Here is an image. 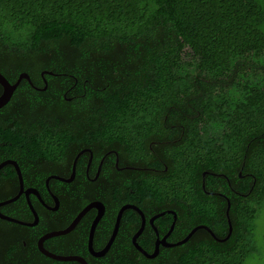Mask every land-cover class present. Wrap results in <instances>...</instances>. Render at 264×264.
Returning a JSON list of instances; mask_svg holds the SVG:
<instances>
[{"label":"trees","instance_id":"trees-1","mask_svg":"<svg viewBox=\"0 0 264 264\" xmlns=\"http://www.w3.org/2000/svg\"><path fill=\"white\" fill-rule=\"evenodd\" d=\"M0 73L31 80L0 109V143L20 132L41 156L71 152L67 174L74 150L90 147L97 163L112 149L120 165L146 168L123 174L142 176V199L160 200L147 217L175 212L169 243L199 225L214 234L199 229L147 259L131 243L139 223L124 212L109 251L84 254L87 264H264V0H0ZM19 155L0 146V160ZM155 156L163 180L149 171ZM224 191L232 232L222 242L226 204L210 193ZM97 200L113 221L110 198ZM72 205L74 214L83 204ZM165 217L154 222L160 235L173 222ZM7 225L0 264H31L12 232L21 227ZM154 238L146 226L137 242L152 253Z\"/></svg>","mask_w":264,"mask_h":264},{"label":"flooded vegetation","instance_id":"flooded-vegetation-1","mask_svg":"<svg viewBox=\"0 0 264 264\" xmlns=\"http://www.w3.org/2000/svg\"><path fill=\"white\" fill-rule=\"evenodd\" d=\"M22 128H24V126ZM15 133L16 134L13 135V141H3L2 143H0V146L6 149L14 148V150L20 153V155L17 159L3 158L2 160H0V163L7 160L14 161L20 170L22 183L20 184L19 182L18 175L14 166L7 164L2 169H0V178H2V182L4 183V186L2 185L0 187L2 195L4 196H2V198L0 199V204L14 199L8 204L0 205V215L22 223L16 224L21 228H15V230H13L12 232L15 236H18V238L20 237V239L17 240L22 242L24 251L30 253V256L28 255L27 257V261H29L31 264H57L53 262L52 259L46 257L44 253L63 257L77 256L83 258L84 260L86 259L84 254L86 253L89 255V257H92L88 251L87 242L84 244V240L85 238L86 241L88 240L90 225L97 213L96 209L94 208L89 210L77 223L74 229L67 234L46 238L42 241L41 239L51 233L64 231L71 224L76 215L89 203H102V201L97 200V198H110V203L113 204L112 207H116L117 210L115 211L113 221L106 217V213L104 211L102 218L98 222L92 242V247L95 251L101 250L106 245L113 230L117 212L124 205L134 206L140 212H142V214L146 217L145 227L149 226L151 228L152 226L150 225L149 220L154 215L163 212L164 215L161 216V218L164 219L166 218L165 214L171 215L168 212L175 213L173 209L166 208L165 211L147 217L146 211L148 212L151 209L156 210L158 208V205L160 204V200L153 198H150L149 200L142 199L148 194V188L146 189L145 184L141 178L142 176L137 178L133 177V174H123V171H128L131 169L135 170L139 169L140 167L137 165L134 166L131 164H127L131 163L129 160L127 161V163L123 162L126 165H120V161L122 160L116 151L112 149L104 151V153L101 154V157L96 163L95 154L90 149V147L83 146L79 149L74 150V158L79 155L77 162L81 159L82 163L79 168L76 167L74 177L70 182L67 183L60 181L57 178H70L71 172L67 174L66 165L70 161L69 155L71 154V152L68 153L66 150H64L61 151L60 154H54L52 156H41V148L37 147L38 143L35 141V139L24 137L20 138V132ZM80 152H82V154H79ZM116 159H118L117 165ZM154 159L158 162V164H153L154 167L150 168L149 171L155 177L163 180L165 178V175L167 174V168L161 170L160 166L162 159L159 156H155ZM108 160H113V164L107 165ZM100 163V171L97 173ZM104 165L105 167H103ZM77 169L80 170L83 175L79 174L77 172ZM140 169L146 170V168ZM212 175L215 174L212 173ZM222 175L225 176L224 174ZM13 181L15 182V184H13L15 185V187L9 185L10 183H13ZM50 185H52L53 187L52 190L50 188ZM93 186L94 189L91 191V188ZM42 188H45V192L42 190ZM229 194L230 193L228 191H224L223 193H210L212 197L213 195H218L220 197L219 199H221L223 203L226 204V209L228 204H230L231 206ZM54 198H56L57 203H55ZM245 198L246 195H242L241 199L239 198V207H242L246 204L244 202ZM76 201L78 202V207L81 204L83 205L79 209H77L78 211L76 213L73 214L74 210H76V205L74 208L72 204H75ZM122 201H124V203L120 204V202ZM136 201L138 202L134 203ZM212 201L213 200H211V202ZM174 202H178L177 198L174 200ZM138 203H141L143 207ZM162 203L165 202L163 201ZM102 204L104 205V203ZM125 212H131L134 215V221H138L139 229L142 218L139 215L138 211L129 209ZM89 216L92 217L90 221ZM128 217L129 216L125 217V219ZM159 218H156L153 221V226L156 228L157 232L158 229L155 225L156 223L154 222ZM0 221V228L6 230L9 227L7 225L9 221L3 220L1 218ZM5 221L7 223H4ZM33 223L35 224L31 225ZM128 223L131 227H134L133 221L128 220ZM87 225L89 226V229L86 232ZM107 234H109L108 237ZM134 234H132V236ZM162 236L164 235L159 234L160 238ZM155 239L156 236L153 240V246ZM39 241H41L42 250L44 251V253L39 249ZM102 243H104L103 247L97 249V246ZM58 264L78 263L69 261L61 262Z\"/></svg>","mask_w":264,"mask_h":264},{"label":"water","instance_id":"water-1","mask_svg":"<svg viewBox=\"0 0 264 264\" xmlns=\"http://www.w3.org/2000/svg\"><path fill=\"white\" fill-rule=\"evenodd\" d=\"M44 74L53 75L51 72H46V71L41 73L42 76ZM22 80H26L28 83L31 84V80H30L29 76L26 73H21L18 76L16 82L13 83V84L10 83L0 73V86H1V89H2L1 90V94H0V109L3 108L10 101V99H11V97H12L15 89L18 87V85L20 84V82ZM45 89H46V82H45V87L42 90H45ZM79 154H82V152H80ZM78 156L79 155H77L74 158V160H73L72 167H71V175H70V178L69 179L57 178L58 180L63 181V182H67V183L72 180V178L74 177V173H75V169H76V163H77ZM117 162H118V159H116V165H117ZM101 163H102V161H101ZM101 163L98 166L97 173L100 171ZM7 164H10V165H12V166L15 167L16 173L18 175L19 182L21 184L22 183V176H21V173H20V170H19L17 164L14 161L7 160V161H4V162L0 163V169H2ZM205 174H206V172H204L202 174V176L204 177ZM203 188H204V185H203ZM48 191H50V190H48ZM33 193H35V192H33ZM54 199H55V203H57L56 198H54ZM13 200L14 199L9 200V201H6L4 203H1L0 205L8 204V203H10ZM92 208L96 209V212L97 213H96V216L94 217V219H93V221H92V223L90 225L89 234H88V240H87V246H88V251H89L90 255L92 257H94V258H101V257L105 256V254L109 251L112 243L114 242V240L116 238V235H117V232H118V228H119V223H120V220L122 218V215H123V213L126 210H129V209L134 210V211H138L139 215L142 218L141 225H140L139 229L135 232V234L132 236L131 243H132L133 247L137 251H139L147 259H154L159 254V248L160 247L171 248V247L180 246V245L186 243L190 239V237L197 230H199V229L206 230L209 234H211L214 237V234L212 233V231L208 227L203 226V225H199V226L194 227L186 235V237H184L182 240L177 241L175 243H169V242H167V238L170 236V234H171V232H172V230L174 228V224H175V221H176V215H175V213L168 212L169 214H171L173 216V222L171 223V226H170L168 232L164 236H162L160 238L159 237V233L157 232L156 228L153 226V221L156 218H159V217L163 216L164 213L162 212L160 214L154 215L149 220L150 225L152 226V230L155 233L156 239H155V242H154V250H153V252L152 253H147L137 243V238L142 234V232L144 230V227H145V216L136 207L129 206V205H124L117 212L116 220H115V223H114V226H113V230L111 232V235H110V237H109L106 245L101 250L95 251V250H93V247H92L93 236H94V232H95L96 226H97L98 222L100 221V219L102 218V216L104 214L105 208H104V205L101 202H92V203H89L85 208H83L76 215V217L73 219V221L71 222V224L64 231L51 233V234L45 236L43 239H41V241L44 240V239H46V238H50V237H54V236H59V235L67 234L68 232L72 231L74 229V227L77 225V223L81 220V218L89 210H91ZM229 209H230V204L227 205V209L225 211V217H226L227 222H228V233H227V235H226V237L224 239L219 240V241H222V242L226 241L229 238V236H230V234L232 232V226H231V222H230V219H229ZM0 218L3 219V220H7L9 222L15 223V224H22L19 221H16V220L11 219V218H8V217H4L2 215H0ZM35 220H36V215H35ZM34 224L35 223H33L31 225H34ZM41 241H39V249L41 250V252L44 253V251L42 250ZM44 254H45L46 257H48V258H50L52 260H55V261H59V262L74 261V262H77L78 264H87V262L83 258L77 257V256H73V257H63V256H54V255L47 254V253H44Z\"/></svg>","mask_w":264,"mask_h":264},{"label":"rangeland","instance_id":"rangeland-1","mask_svg":"<svg viewBox=\"0 0 264 264\" xmlns=\"http://www.w3.org/2000/svg\"><path fill=\"white\" fill-rule=\"evenodd\" d=\"M218 135H220V132L218 133Z\"/></svg>","mask_w":264,"mask_h":264},{"label":"bare ground","instance_id":"bare-ground-1","mask_svg":"<svg viewBox=\"0 0 264 264\" xmlns=\"http://www.w3.org/2000/svg\"><path fill=\"white\" fill-rule=\"evenodd\" d=\"M146 218V217H145ZM10 223V222H9Z\"/></svg>","mask_w":264,"mask_h":264}]
</instances>
